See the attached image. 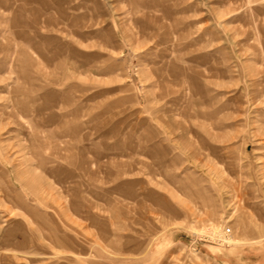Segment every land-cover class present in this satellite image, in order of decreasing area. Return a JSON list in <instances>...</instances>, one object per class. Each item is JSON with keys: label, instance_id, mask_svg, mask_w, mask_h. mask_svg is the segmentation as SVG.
<instances>
[{"label": "rangeland", "instance_id": "rangeland-1", "mask_svg": "<svg viewBox=\"0 0 264 264\" xmlns=\"http://www.w3.org/2000/svg\"><path fill=\"white\" fill-rule=\"evenodd\" d=\"M226 239L264 240V0H0V264Z\"/></svg>", "mask_w": 264, "mask_h": 264}, {"label": "crops", "instance_id": "crops-1", "mask_svg": "<svg viewBox=\"0 0 264 264\" xmlns=\"http://www.w3.org/2000/svg\"><path fill=\"white\" fill-rule=\"evenodd\" d=\"M166 246L165 241L161 242L158 251ZM207 253L219 264H264V240L247 245L209 246Z\"/></svg>", "mask_w": 264, "mask_h": 264}, {"label": "bare ground", "instance_id": "bare-ground-1", "mask_svg": "<svg viewBox=\"0 0 264 264\" xmlns=\"http://www.w3.org/2000/svg\"><path fill=\"white\" fill-rule=\"evenodd\" d=\"M5 108V107H4ZM8 119H9V117H8ZM3 122V121H2ZM9 135V134H8ZM229 232V231H228ZM201 235V237H204V238H208V239H210L211 241H213V242H217V243H222V241H220V240H218V239H215V238H213V237H211L210 235H211V233L209 234V233H202V234H200ZM213 235L215 236V237H218L219 236V233H218V230L217 229H213ZM203 238V239H204ZM223 243H225V245H228V246H230V245H241V244H243V243H245V241H237V240H232V239H226ZM247 243V242H246Z\"/></svg>", "mask_w": 264, "mask_h": 264}]
</instances>
